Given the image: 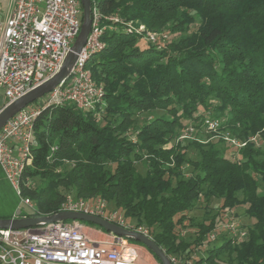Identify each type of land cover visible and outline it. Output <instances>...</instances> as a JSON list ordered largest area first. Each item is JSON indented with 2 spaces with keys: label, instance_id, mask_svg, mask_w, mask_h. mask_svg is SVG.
I'll return each instance as SVG.
<instances>
[{
  "label": "trees",
  "instance_id": "obj_1",
  "mask_svg": "<svg viewBox=\"0 0 264 264\" xmlns=\"http://www.w3.org/2000/svg\"><path fill=\"white\" fill-rule=\"evenodd\" d=\"M96 2L104 46L86 66L103 86V98L92 110L69 101L41 109L24 171L33 187L22 193L42 214L56 212L67 193L99 195L128 222L146 227L169 257L264 264V0ZM109 14L119 20L104 18ZM129 21L168 38L147 42L126 31ZM140 114L145 118L136 123ZM208 118L241 139L258 132L261 144L248 142L229 155L221 137L178 139L179 129L202 128ZM190 149L197 158L187 156ZM5 180L0 168V185ZM200 198L205 207L218 198L219 209L183 237L179 227ZM236 206L252 219L246 238L211 239L222 212ZM203 249L205 255L196 257Z\"/></svg>",
  "mask_w": 264,
  "mask_h": 264
},
{
  "label": "built area",
  "instance_id": "obj_2",
  "mask_svg": "<svg viewBox=\"0 0 264 264\" xmlns=\"http://www.w3.org/2000/svg\"><path fill=\"white\" fill-rule=\"evenodd\" d=\"M79 2L0 0V89L4 95L0 112L59 71L80 29L82 7ZM91 18V29L69 76L41 96L42 99L17 111L0 129V168L25 207L21 213L26 215L18 217L49 215L40 213L31 197L22 193L23 187H33L31 180L24 177V171L32 161L36 116L46 106L67 101L81 110H92L103 98V86L93 79L86 66L89 56L104 46L100 38L104 26L96 0H92ZM104 18L113 22L119 20L117 14ZM136 22L129 21L126 31L157 45L167 40L165 32L149 30ZM205 123V128L220 131L218 119L208 118ZM193 129L186 128L189 132ZM180 137L188 136L182 134ZM219 137L233 148H241L248 142L261 144L258 132L245 139L229 132L221 133ZM61 211L100 216L151 237L146 227L128 222L122 211L110 208L99 195L86 199L67 193L54 213ZM223 216L219 230L237 240L245 239L246 228L241 227L236 218L226 213ZM83 227L79 220H59L25 228H0V264H135L137 254L128 248L125 239H117L109 233L113 237L111 241H95L87 236ZM216 234L217 231H212L210 238H215ZM169 258L171 264H192L191 259Z\"/></svg>",
  "mask_w": 264,
  "mask_h": 264
},
{
  "label": "water",
  "instance_id": "obj_3",
  "mask_svg": "<svg viewBox=\"0 0 264 264\" xmlns=\"http://www.w3.org/2000/svg\"><path fill=\"white\" fill-rule=\"evenodd\" d=\"M79 3H81L82 6V19L80 29L59 71H57V73L53 77L42 83L40 86L33 88L20 98L5 106L0 112V129L4 125V123L17 111L52 90L53 87L57 86L69 76L71 69L77 59L78 53L81 51L84 43L86 42L92 24L90 0H80ZM59 220L87 221L100 226L106 232L113 234L117 239L124 237L134 239L142 243L143 246L148 248L154 255H156L162 264H171L169 256L159 245H157L156 242H154L151 237L138 231L117 225L113 222L105 220V218H102L100 216L89 214L85 215L82 212L61 211L43 216H27L18 218L16 216L11 218H0V228H25L31 227V225L36 226L42 223L54 222Z\"/></svg>",
  "mask_w": 264,
  "mask_h": 264
},
{
  "label": "rangeland",
  "instance_id": "obj_4",
  "mask_svg": "<svg viewBox=\"0 0 264 264\" xmlns=\"http://www.w3.org/2000/svg\"><path fill=\"white\" fill-rule=\"evenodd\" d=\"M137 24L140 22H136ZM135 24V23H134ZM42 99V97L36 99L33 101L34 103ZM4 101V95L2 89H0V105ZM159 111H155L153 113L148 114L149 116H154L158 114ZM145 118V114H140L137 119L136 123L140 122L141 119ZM227 132L226 130H220V131H211L204 126L202 128H194L190 132L186 130V127L183 129L178 130V139H183L180 137L182 134H186L188 139H196L201 142H207L208 140L218 138L221 136V133ZM263 145V144H262ZM233 147L229 146L228 150H231L228 154L229 155H234V149ZM189 158H197L198 153L195 149H190L188 151ZM184 170H189L190 166L185 165ZM189 172V171H188ZM210 205L206 206V202L200 198L197 202L195 207L188 211L186 214L187 216L186 219L184 220V225L182 227H179L180 233L183 235V237H188L189 235L193 234L195 232L197 223L201 222H207L208 217L212 215L215 211H217L219 208L217 207L219 205V199L218 198H213L211 202L209 203ZM25 209L24 206L21 205L20 198L16 196L14 190L12 187L7 183V181L1 182L0 185V214L2 215H9L13 214L14 216L18 217L19 212H22ZM228 214L229 216H232L233 218H236L238 221L239 225L241 227L246 226V224L250 223L252 219L246 215L244 211V206H236L232 210L226 209L224 212H222V217L219 220L218 226L222 223L224 220V214ZM81 223H83L81 221ZM84 224V223H83ZM84 232L87 234L88 237H90L92 240L95 241H111L110 235H106L105 232L101 231L100 229L93 227V226H88L84 224ZM214 231H217V236H222L223 234H228L225 231H220L219 228L217 227ZM229 235V234H228ZM126 244L128 248L131 250H134L135 253L137 254L136 257V262L138 264H159L156 259L153 257L152 253L145 247L141 246L135 243H130L129 241L126 240ZM202 255H205V250L203 249L200 253L196 254V257ZM191 263H193V260L191 259Z\"/></svg>",
  "mask_w": 264,
  "mask_h": 264
},
{
  "label": "crops",
  "instance_id": "obj_5",
  "mask_svg": "<svg viewBox=\"0 0 264 264\" xmlns=\"http://www.w3.org/2000/svg\"><path fill=\"white\" fill-rule=\"evenodd\" d=\"M13 217H14V215H13ZM106 233V232H105ZM109 233H106V235H108ZM110 235V234H109ZM110 238L112 239L113 237H112V235H110ZM135 264H138L137 262H136V260H135Z\"/></svg>",
  "mask_w": 264,
  "mask_h": 264
}]
</instances>
